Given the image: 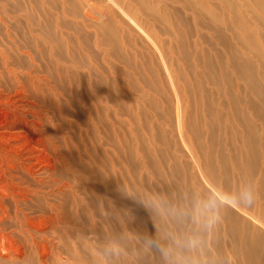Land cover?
<instances>
[{"label":"rangeland","instance_id":"rangeland-1","mask_svg":"<svg viewBox=\"0 0 264 264\" xmlns=\"http://www.w3.org/2000/svg\"><path fill=\"white\" fill-rule=\"evenodd\" d=\"M21 1L8 0L4 3L0 0V4L3 2V5H8V8L1 6L5 10L0 13V19L7 20L5 23L12 27L11 30L20 34L23 33V29H17L14 22L23 19L28 24L32 23L28 13L26 15L14 9V5ZM23 1L33 6L39 5L38 7H44V10H47V8H55L54 6L63 4L64 0ZM165 1L167 0H144L142 5H138L130 0H100L99 3L95 0H73L78 7L87 5L94 10L100 9L105 16L112 15L123 34V44L126 47L131 44L130 50L138 58L134 60L132 57L125 56L122 62L115 60L117 65L115 70L110 68L111 72H105L108 77L110 73L116 72V75L118 73L115 77L121 84L118 93L122 96L119 103L114 104L111 96L109 97L112 93H105L104 98L109 100L107 99V102L102 100L104 101L101 106L103 113L99 114L100 119L95 114L94 105L97 103L91 95L93 91L91 94L88 92L87 79H82L86 81L82 85L78 83L81 79L73 75L75 80L72 82L75 85L78 83V87L81 85L80 90L85 89L83 91L86 94L83 92L82 99H79L76 97V92L79 90L76 91L77 85L71 82L66 85V88L61 89L63 82L60 84V81H57L56 86V80L45 73L49 61H41L38 58L36 62L38 67L42 62L40 64L42 75L53 80V82L50 81L51 85L48 83L51 92L55 87L54 89L65 100L61 97L59 99L58 96V105L52 102L53 105L46 104L45 108L41 107L42 115L45 113L43 128L49 131L58 148L61 150L66 148L64 149L66 151L68 145L69 153L72 155L70 162H67V166H71L70 174L65 179L71 191L66 195L64 193L55 197L50 196L52 201L45 203L43 195L50 194V189L46 185L49 180H45L44 184H46L42 185L43 192L38 193L42 208L52 209L59 205L62 215L64 217L67 215L69 219L65 226L46 232L47 237L55 245V256L49 260V264H264V207H260L254 198L251 202L243 198L241 188L246 184L244 172H237L234 169L233 162L243 168L246 166L245 152L239 141L240 138L232 137L230 131L220 132L214 127L208 129L207 132H212L209 133L210 135L206 133V137L208 141L211 140L209 147L212 149L211 157L217 170L214 171V176L205 173L199 168L198 163L193 161L189 145L181 140L179 134L178 108L186 109L187 119L192 112L195 113L194 121L201 123H197V128H200L204 122L216 123V120L211 118L212 111L209 112L208 99L201 101L198 88L199 77L191 64L175 53V58L179 60L181 76L186 80L185 96L171 86L164 89L166 92L162 91L155 97L149 90L152 78L144 63H147L148 57L156 58L154 42L159 34L147 15L151 13V9L157 10L159 2ZM237 1L239 4L242 3L241 0ZM197 3L205 8L209 7L203 0H197ZM171 4L177 6V4ZM127 8L130 9V13L126 11ZM184 11L189 13L186 9ZM208 11L207 9L205 13L207 14ZM32 13L35 15V12L32 11ZM9 15L22 16L19 19ZM145 19L150 20V29H147L148 24L145 23ZM190 25L191 35L188 42L192 50L194 42L192 35L196 27L192 23ZM0 30L4 33L2 29ZM63 33L67 34L64 29ZM198 33L205 40L216 41L211 32L198 30ZM53 34H60V32L54 31ZM69 35L73 39L76 38L73 31H69ZM2 37L0 53L4 52V54H0V57L2 56L0 70H4L7 59L10 67L14 69H21L25 65L31 68V63L27 64V58L22 57L23 62L18 61L17 57L20 56L15 51L16 47L12 45L15 41L7 42ZM1 40L7 42L4 43L6 45H2ZM39 40L41 41V38ZM25 46L22 47V51H29ZM41 47H44L42 41ZM220 47L217 49L223 50ZM75 48L79 51L78 45L75 44ZM107 48L109 50V47ZM173 51L176 52V48ZM212 54L208 51H199L198 56L203 62L212 58ZM87 55L92 62L95 56L92 48ZM109 58L112 57L109 56ZM127 59L131 61L133 69L128 67ZM17 62L19 64L21 62L22 67L15 68ZM90 65L93 68L95 66L94 62L89 64V67ZM135 68L141 73V77L136 73ZM25 70L24 73H26ZM82 72L86 73V70L83 69ZM3 78L6 79V77ZM142 79L147 88H144ZM114 85L117 87L118 84ZM212 88L209 82L207 87L202 86V91L214 92ZM110 89L113 90L111 86ZM234 93L240 100L241 107L245 109L247 107L245 105L246 90ZM214 95V101H218L222 108L230 111L228 97L217 93H211L209 97ZM193 129L195 128L192 125L186 128V137L191 141L200 162L206 166L207 160H204L202 155L204 151L197 145ZM198 133L202 136L205 131ZM62 135H66L70 143L65 144L62 141ZM212 137H216L220 143L216 144ZM227 155L232 156L229 163L218 159V157L227 158ZM254 170L256 172L251 176L252 185L258 180L257 175L260 171L264 174V161L262 165L258 161ZM227 179L230 182L233 181L235 186L230 183L226 186ZM53 192L55 195V191ZM232 196L234 198H231ZM217 197L231 200L241 212L245 220L246 238L248 237L246 244H244L245 241L243 242L244 233L240 231L241 226L231 227L225 222L224 215L228 210L222 208L230 209V207ZM208 200L214 201L215 219L206 227L198 226L192 220L193 206L197 201ZM229 231L232 232L230 238L227 234ZM190 239H194V244L191 246ZM251 243L256 248H253ZM24 264L37 263L29 260Z\"/></svg>","mask_w":264,"mask_h":264},{"label":"bare ground","instance_id":"bare-ground-1","mask_svg":"<svg viewBox=\"0 0 264 264\" xmlns=\"http://www.w3.org/2000/svg\"><path fill=\"white\" fill-rule=\"evenodd\" d=\"M2 1L7 3L8 0ZM95 1L99 3L100 0ZM130 1L138 5L144 3V0ZM203 1L209 7L205 8L202 4H198L197 0H167L163 3L159 2L157 10L151 9V13L147 15L159 34L154 42L156 58L148 57L147 63H144L152 78L149 90L155 97L162 91L166 92L164 89L171 86L185 96L187 92L186 80L181 76L179 60L175 58V53L178 56L181 55L184 61L191 64L199 77L198 88L201 101L208 99L209 112L212 111L211 118L216 120V123L204 122L200 128H197V123L200 122L194 121L195 113L192 112L190 118L187 119L186 109L178 108L181 140L189 145L190 155L193 161L198 163L199 168L214 176V171L217 169L211 157L212 149L209 147L211 140L208 141L206 137V133L209 134L212 131L207 132V130L214 127L220 132L230 131L232 137L240 138L239 141H241L242 149L244 148L245 152L246 166L243 168V166L233 163L237 172H244L243 177L245 176L246 184L243 185L241 191H250L255 202L260 207H264V174L261 171L258 173L259 178L254 185L251 181V176L256 172L254 170L256 164L259 161L262 165L264 161L260 160L264 159V0H241V4L237 0ZM3 2L0 4V13L4 12V7L8 8V5H3ZM171 3L177 4V6H173ZM38 6L27 4L23 0L14 5L16 11H22L26 15L28 13L32 21L28 24L27 21L20 19L22 15L14 17L9 15L23 21L22 23H20L21 21L14 22L17 29H23L21 34L12 31V27L5 23L7 20L0 19V29L4 32L1 33L0 30V35L4 36H1L2 39L5 38L7 42L11 41V43L12 40L15 41L12 45L16 47L15 51L20 56L17 57L18 61H22V57H25L28 59L27 64L31 63L32 65L31 68L27 65L22 67L20 66L21 62L20 64L17 62L14 67L22 68L14 69L10 67L7 59L4 70H0V264H24L29 260H34L37 264H49V260L55 256V245L47 237L46 232L63 227L69 221L67 215L65 217L62 215L59 205L52 209H49L50 207L42 208L40 206L41 197L38 195L43 192L42 185L45 180H49V185L45 184L50 189L49 195L42 194L45 203L49 200L52 201L50 196L55 197L64 193L66 195L71 191L68 182L65 181L71 170V166L68 167L67 162L72 159L68 145L66 151H64L66 148L63 150L58 148L49 131L43 128L45 113L42 115V109L45 108L44 105H53L52 102L56 103L54 105H58V96L59 99L60 97L63 99L62 95L54 89L55 87H51L54 90L51 92L50 81L56 80V83L60 81V84L63 82L61 89H64L67 84H71L75 80L73 75L81 79V82L78 81V83H82V85L83 82H86L82 79H87L89 84L87 82L88 88H86L89 89L90 94L93 91L91 95L97 103L94 105L95 114L99 118V114L103 111L101 106L104 101L102 100L107 102L108 99L104 98L105 93H112L109 97L111 96L114 104L119 103L120 96H122L118 93L121 84L115 77L116 72L115 74L110 73L109 77L105 75V72H111L112 68L115 70L117 66L115 60L122 62L125 56L132 57L134 60L138 59L136 54L130 50L131 44H128L127 47L123 44V34L111 17L112 15L105 16L100 9L94 10L87 5L78 7L73 0H64L63 4L54 6L55 8H47V10ZM185 9L189 13H186ZM207 9L209 11L206 14ZM11 11L14 13L13 10ZM32 11L35 12V15ZM126 11L131 12L129 8ZM150 20L145 19V23L148 24L147 29H150ZM190 23L196 27L192 35L194 37L192 50L188 42L191 35ZM63 29L67 34L63 33ZM198 30L211 32L216 41L203 39ZM54 31L60 32V34H53ZM69 31L76 34L75 39L70 37ZM39 38L44 43V47H41ZM3 40H1V44L6 45L4 43L7 42ZM75 44L78 45L79 51L76 50ZM24 46L29 51H22ZM219 46L223 50H218ZM90 48L95 53L92 61L95 64L94 68L91 65V68L89 67V64L92 63L87 55ZM174 48H176V52L173 51ZM199 51L213 53L212 58L201 62L198 56ZM0 54L3 55L4 52ZM77 55L79 57H76ZM80 55L84 58H81ZM109 56L112 58L110 59ZM251 56L253 57L251 58ZM38 58L41 61H49L45 73L53 80L42 75V70L40 72L42 62L39 63V67L36 64ZM126 63L129 68L133 69L129 59L126 60ZM24 69H26V73H24ZM83 69L86 70V73L82 72ZM136 73L141 77L139 71L136 70ZM109 79L111 82H108ZM142 82L144 88H147L143 79ZM209 82L214 88H212L214 92L202 91V86L207 87ZM78 83L76 91L79 90L76 92V97L82 99L85 89L82 87L83 90H80L81 85L79 84L78 87ZM115 83L118 84L117 87L114 85ZM110 86L113 90L110 89ZM245 90V105L247 107L244 109L234 92ZM211 93L228 97L231 105L230 111L222 108L218 101H214L215 95L209 97ZM84 94L86 93L84 92ZM115 106L117 108V105ZM247 112L252 115H248ZM189 125L195 128L193 129L195 140L199 148L204 151L202 155L204 160H207L206 166L200 162L192 148L191 141L186 137V128ZM199 131H205V133L201 136ZM65 136L62 135V141L65 144L70 143V139L67 140V136ZM214 141L217 142L216 144L220 143L216 137ZM216 144L214 145L216 146ZM225 157H218V159L226 163L232 159L231 155ZM229 183L235 186L233 181L230 182L227 179L226 186H229ZM53 191H55V195ZM217 199L226 202L225 205L230 207V209L222 208L228 210L224 215L225 222L231 227L241 226L242 230H239L244 233L243 242L245 241L244 244H246L248 237L246 238L245 220L241 212L231 200L221 197H217ZM64 203L66 205V202ZM246 219L248 218L246 217ZM231 233V231L227 233L229 238ZM250 245L256 248L252 243Z\"/></svg>","mask_w":264,"mask_h":264},{"label":"clouds","instance_id":"clouds-1","mask_svg":"<svg viewBox=\"0 0 264 264\" xmlns=\"http://www.w3.org/2000/svg\"><path fill=\"white\" fill-rule=\"evenodd\" d=\"M243 198L251 202V192L248 190H245L242 193ZM213 219H215V207H214V201L208 200V201H197L195 202L192 210V220L195 224L198 226H208ZM194 244V239L189 240V245L191 246Z\"/></svg>","mask_w":264,"mask_h":264}]
</instances>
